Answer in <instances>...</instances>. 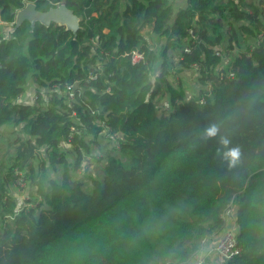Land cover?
I'll use <instances>...</instances> for the list:
<instances>
[{
	"label": "trees",
	"instance_id": "16d2710c",
	"mask_svg": "<svg viewBox=\"0 0 264 264\" xmlns=\"http://www.w3.org/2000/svg\"><path fill=\"white\" fill-rule=\"evenodd\" d=\"M175 1L0 0L8 24L27 2L42 12L63 3L79 18L75 34L27 21L0 33V127L24 135L13 155L0 152V264H187L226 229L231 204L241 252L223 264H264V0ZM145 33L164 40L163 59L173 45L190 49L174 73L197 71L198 100L168 83L171 64L153 72ZM29 81L35 103L18 102ZM164 93L168 110L153 102ZM211 124L220 131L205 140ZM99 137L114 149L87 189L81 152L93 157ZM62 143L77 151L72 163ZM237 145L230 168L224 154ZM41 150L62 166L59 181ZM22 177L34 205L10 194Z\"/></svg>",
	"mask_w": 264,
	"mask_h": 264
},
{
	"label": "rangeland",
	"instance_id": "374dc122",
	"mask_svg": "<svg viewBox=\"0 0 264 264\" xmlns=\"http://www.w3.org/2000/svg\"><path fill=\"white\" fill-rule=\"evenodd\" d=\"M145 32V30H144ZM3 37H7L9 34H6L5 32H1ZM146 34V33H145ZM146 37L149 40L150 48L154 50V52L158 53V61L154 64L153 72L158 73L160 69V62L165 61L168 64H171L169 68V73L167 76V81L170 83V85L174 86L175 88L182 87L184 90V100L189 101L190 99H196L198 100L199 97V90L202 87L196 80L197 78V71L185 69L181 71V73H174L178 67H177V55L180 53V47L178 45H173L170 48H168L166 53V58L163 59L161 56H159V51L163 48L164 40L162 38H153L149 34H146ZM244 43H241L240 47L244 48ZM236 54V47L229 49V57L225 59H230L232 56ZM168 66V65H167ZM157 76V75H156ZM155 75L152 76V78L156 77ZM34 85L29 81L27 85L24 87L23 92L18 99L21 103H28L33 104L34 103V97H35V90L32 89ZM204 88V87H203ZM211 90V88H208ZM207 89V90H208ZM200 100V99H199ZM153 102L161 108L168 110L169 105V95L168 93H164V95L157 96L153 99ZM20 127H14V126H5L0 127V152L6 154V156H11L15 152V146L13 142L16 140L19 136H24L23 134L19 133ZM98 144L100 145L101 149H95L94 146L91 147V154L93 157H91L89 154L85 152H81V167L79 170H77L76 177L79 176V179L83 182L84 188L90 189L92 187L91 178H97L100 179V172L103 168L105 159H102L100 161V155L104 153L103 151L105 148L114 149V140L111 138H102L99 137L97 139ZM59 151L64 156L65 160L67 162L72 163L77 156V151L75 148L71 147L68 144L62 143L59 147ZM117 151H113L112 154H117ZM41 157L43 158V162L45 165L48 166V173L51 177L55 178V180L59 181L60 176L62 173V166L58 163L52 162L50 159V155H48L47 152L44 150L40 151ZM23 174V173H22ZM28 176V175H27ZM73 176H75L73 174ZM78 178V177H77ZM23 180V177H22ZM20 183V185L12 186L10 189V194L16 198L18 206L22 205H34L35 202H38L40 198L34 193L33 186L25 185ZM25 186V187H23ZM237 215V207L235 204H231L229 209L224 213L223 217L226 222V229L225 230H231L234 228L235 224V217ZM235 230V228H234ZM212 241L208 238L206 243L202 246V250H200L201 255L203 256V264H218L221 263V259L219 255L215 254L211 251V248H213ZM196 252V253H197ZM192 264V261L187 263Z\"/></svg>",
	"mask_w": 264,
	"mask_h": 264
},
{
	"label": "water",
	"instance_id": "95a60500",
	"mask_svg": "<svg viewBox=\"0 0 264 264\" xmlns=\"http://www.w3.org/2000/svg\"><path fill=\"white\" fill-rule=\"evenodd\" d=\"M24 21H27L31 28L36 23L43 26H50V24H57L64 26L66 30L75 34L79 28V18L69 10L63 3H59L55 7L47 11H38L34 2H27L25 5L15 11L14 22L12 26L2 28L0 30L6 34L15 31Z\"/></svg>",
	"mask_w": 264,
	"mask_h": 264
},
{
	"label": "built area",
	"instance_id": "2783aa9c",
	"mask_svg": "<svg viewBox=\"0 0 264 264\" xmlns=\"http://www.w3.org/2000/svg\"><path fill=\"white\" fill-rule=\"evenodd\" d=\"M58 5V4H57ZM0 25H9L12 26L13 23H5L0 21ZM189 48L186 46L183 49H180V53L178 55V59H180V56L182 53H188ZM220 53H217L219 55ZM142 59V55L134 53L132 56L133 61H139ZM197 68V67H194ZM229 76H232L231 73H228ZM36 92V90H35ZM22 94V93H21ZM21 94L19 95L18 99L20 98ZM37 92L34 97V103H35V98H36ZM68 98H72L71 92H67ZM17 99V101H18ZM203 102V100H201ZM19 102V101H18ZM33 103V104H34ZM114 138V136L112 137ZM114 140V139H113ZM18 183L23 184V180L19 179ZM24 185V184H23ZM208 237H204L201 242H200V250H202V246L206 243ZM200 250L195 254L192 264H203V256H198L199 254L201 255ZM211 251L214 252L215 254L219 255L221 259V264L226 263L230 259H232L234 256L238 255L241 252V247L238 245V240H237V233L235 230H224L217 242L214 244L213 248H211Z\"/></svg>",
	"mask_w": 264,
	"mask_h": 264
},
{
	"label": "clouds",
	"instance_id": "9594fccd",
	"mask_svg": "<svg viewBox=\"0 0 264 264\" xmlns=\"http://www.w3.org/2000/svg\"><path fill=\"white\" fill-rule=\"evenodd\" d=\"M219 131L220 129L217 124H211L204 129L203 138L205 140L214 138L218 135ZM219 142L221 144L228 145L230 143V140L225 137H221ZM219 154H220L219 150L217 149V155ZM240 156H241V149H240V146L238 145L236 147L229 149V151L224 154V157L229 162L230 168L236 166L237 162L239 161Z\"/></svg>",
	"mask_w": 264,
	"mask_h": 264
},
{
	"label": "crops",
	"instance_id": "0c3cea01",
	"mask_svg": "<svg viewBox=\"0 0 264 264\" xmlns=\"http://www.w3.org/2000/svg\"><path fill=\"white\" fill-rule=\"evenodd\" d=\"M125 2H126V0H120L121 6H124ZM185 2H186V0H176L175 1V9L183 7L185 5ZM5 27H9V25H2V28H5ZM1 32L2 31L0 30V33ZM32 89L36 90V86L34 85V87ZM234 228H235V230L237 229L236 224H234ZM234 228L231 230H234ZM220 235H221V233L213 234V235L208 236V238L212 241V244L214 245L217 242V240L219 239Z\"/></svg>",
	"mask_w": 264,
	"mask_h": 264
}]
</instances>
